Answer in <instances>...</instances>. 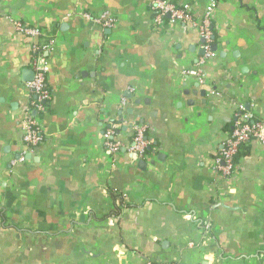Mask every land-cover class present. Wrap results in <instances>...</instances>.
Returning <instances> with one entry per match:
<instances>
[{"label":"crops","instance_id":"0c3cea01","mask_svg":"<svg viewBox=\"0 0 264 264\" xmlns=\"http://www.w3.org/2000/svg\"><path fill=\"white\" fill-rule=\"evenodd\" d=\"M170 1L200 19L209 0ZM217 2L208 52L190 23L155 27L150 0L0 1V264H264V145L217 165L241 116L264 124V0ZM36 54L51 98L30 149Z\"/></svg>","mask_w":264,"mask_h":264},{"label":"built area","instance_id":"2783aa9c","mask_svg":"<svg viewBox=\"0 0 264 264\" xmlns=\"http://www.w3.org/2000/svg\"><path fill=\"white\" fill-rule=\"evenodd\" d=\"M217 5V0H209L203 16L197 19L193 14L192 5L189 3L177 4L170 0H150V10L153 16L152 24L155 27H160L168 23H190L205 40L204 48L210 52L214 37L213 22ZM92 20L97 24L108 27L115 26L117 23L116 19L107 13L93 17ZM16 26L20 32L30 37H39L41 34L39 29L29 25L18 23ZM34 51L37 53L40 48L35 47ZM210 54L212 55V53ZM35 59V79L29 84L30 93L34 99L31 100L30 106L25 111L22 122L23 140L30 149H37L44 143V133L36 114L46 111V102L51 98L47 87L48 66L40 55L36 54ZM187 74H196V72H188ZM133 131V141L128 148V152L138 156V158L145 159L148 157V148L150 146L147 139L148 126L135 124ZM252 139L264 145V124L251 122L249 116H241L236 121L231 135L223 143L220 156L217 159V165L225 176L233 174L236 155ZM104 144L106 149L112 154H118L122 148V145L114 140V130L112 128L107 129L104 133Z\"/></svg>","mask_w":264,"mask_h":264},{"label":"trees","instance_id":"16d2710c","mask_svg":"<svg viewBox=\"0 0 264 264\" xmlns=\"http://www.w3.org/2000/svg\"><path fill=\"white\" fill-rule=\"evenodd\" d=\"M245 150H246V147L244 146L243 149L236 155V157L234 159L235 167L239 163L242 156L245 154Z\"/></svg>","mask_w":264,"mask_h":264}]
</instances>
